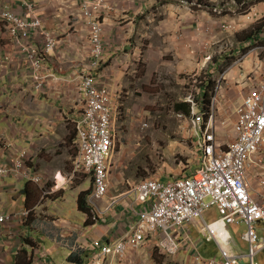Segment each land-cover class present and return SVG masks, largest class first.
<instances>
[{
	"label": "crops",
	"instance_id": "obj_1",
	"mask_svg": "<svg viewBox=\"0 0 264 264\" xmlns=\"http://www.w3.org/2000/svg\"><path fill=\"white\" fill-rule=\"evenodd\" d=\"M27 1L34 4L33 14L42 19L46 30L55 34L60 47L56 56L45 58V87L37 92L29 76L28 63L12 45L0 19V159L7 165L12 164L14 154L8 148L9 143L26 150L29 156L27 168L40 176L44 184V177L54 182L55 176L63 175L64 169H59L54 160L45 158L47 153L54 156V150L49 145L64 151L76 145L75 124L80 120L84 108L79 75L90 71V30L81 17L79 0H0V8L6 6L19 16L30 17L25 5ZM205 1L215 5L220 13L209 8L193 9L181 0H106V8L100 14L103 57L100 68L92 74L112 93L115 105H118L119 93L129 78H135L140 70L145 76L159 70L175 77H189L201 72L214 74V70L225 62L221 44L225 42L228 45L229 37L235 35L240 38L234 53L240 56L246 53L241 49L255 40L259 28L251 38L243 37L247 36V32H243L253 22H258L254 14H264V0L252 4L246 13L238 10L239 5L235 0ZM223 24L232 25L233 29L225 31ZM37 46L41 44L37 42ZM259 53L247 52L227 71V75L234 79L249 80L241 84L242 91L236 89L240 95L243 94L239 101L232 104L228 96V113L231 115L235 107L242 103L243 97L264 82V58L261 59ZM217 55L219 57L215 58V63L209 65L212 60L207 59ZM260 176L259 169H248L247 179L257 201L264 196ZM41 186L16 180L12 176H4L0 181V213L10 215L23 209L31 211L27 223L0 224V264H89L95 252H73L76 243L86 246L100 240L112 244L131 227L129 217L123 213L131 198L116 204L109 214L93 226L85 227L87 217L83 214V224H73L49 215L47 210L42 212V199L37 192V188L43 191ZM68 190L53 194L51 197L56 199L49 201L63 202L64 206H60L62 214L72 202L74 194L77 206L81 193L66 196ZM111 199L114 198H108L107 202ZM67 226L69 229L81 226L83 230L73 234L68 229L63 239V229ZM233 227L229 228L231 234ZM186 230L189 239L185 241L182 253L196 243L204 259L219 258L218 245L200 224ZM195 233L199 237H195ZM260 233L264 235V228ZM233 238L234 251L245 254L243 247ZM207 242L214 244L213 255L217 257L203 256L202 251L207 252ZM153 247L156 248L154 242H149L139 251L129 254L124 262L112 264H139L142 256L148 257Z\"/></svg>",
	"mask_w": 264,
	"mask_h": 264
},
{
	"label": "built area",
	"instance_id": "obj_2",
	"mask_svg": "<svg viewBox=\"0 0 264 264\" xmlns=\"http://www.w3.org/2000/svg\"><path fill=\"white\" fill-rule=\"evenodd\" d=\"M79 1L81 17L90 30L91 61L90 71L79 75L84 108L80 120L75 124L78 153L72 161L71 172L68 175H56L54 188L43 194L52 196L66 191L78 178L83 177L92 182L86 204L93 222L109 214L116 204L131 198V203H126L123 212L129 217L131 227L112 244L100 240L86 246L76 243L72 251L92 250L95 253L89 264H107V261L112 264L124 262L129 254L154 242L164 256L175 257L189 239L186 229L200 224L218 245L220 255L219 258L204 259L198 245L193 243L189 248L196 264H259L257 258L264 252V235L259 229L261 224L264 226V196L260 201L256 200L247 172L249 168L259 169L262 177L260 187L264 189V82L243 97L232 115L228 114L218 121L214 111L220 86H215L208 110L196 102V98H201L205 92L204 83L197 97L185 98L191 108L190 126L199 154L197 170L188 177L168 183L145 180L104 205L111 189L110 173L115 156L119 106L115 105L109 89L92 74L100 68L103 57L100 14L106 8V0ZM25 5L30 17L19 16L5 7L0 9V19L4 21L12 45L28 63L34 90L40 92L45 87L44 60L56 56L60 41L53 32L46 30L42 19L33 14L34 4L27 1ZM214 11L220 13L217 7ZM253 17L255 21H264V14H254ZM222 29L229 31L233 26L223 24ZM37 42L41 44L40 47ZM246 48L240 60L247 52L264 49V26L253 42L246 43ZM8 148L14 154V160L7 165L0 159V181L4 176H12L22 182L43 185L42 178L26 166L28 152L12 143L8 144ZM212 209H217L220 219L208 223L205 214ZM30 215L31 211L26 209L17 214L0 213V224L27 223ZM242 225L247 227L242 239L248 245V252L237 254L229 228ZM69 226L63 229V239ZM69 230L76 234L83 228L72 226Z\"/></svg>",
	"mask_w": 264,
	"mask_h": 264
},
{
	"label": "rangeland",
	"instance_id": "obj_3",
	"mask_svg": "<svg viewBox=\"0 0 264 264\" xmlns=\"http://www.w3.org/2000/svg\"><path fill=\"white\" fill-rule=\"evenodd\" d=\"M263 26L264 21L253 22L243 33L252 30L258 31V28L260 31ZM229 38L228 45L224 42L220 47L224 51L222 56L225 62L214 70V74L201 72L199 75L193 74L189 77H175L168 75L167 71L159 70L158 73H150L145 76L140 70L135 78H129L128 83L119 93L116 122L117 140L110 173L111 189L105 203L108 198H117L128 192L132 186L145 180L168 183L174 179L188 177L197 170L199 154L196 140L192 135L191 120L183 113L176 112L174 106L185 103V98L188 96L197 97L198 90H201L207 79H212L215 86H220L217 94L218 104L214 111L216 121L224 118V112H230L228 96L232 104L240 100L243 94L240 95L237 90L242 91L241 84L248 83L249 80L241 81V78L234 79L227 75L228 69L243 55L234 53L238 49L237 40L240 37L235 35ZM258 52H260L259 57L263 59L264 49H260ZM218 57L219 55L214 56L209 65L214 64L215 58ZM230 89L231 93H229ZM224 103L226 105L223 107ZM49 146L54 150L52 153L54 156L47 153L44 155L45 158L48 161L54 160L59 169L64 168L63 175H68L72 169V161L78 153L77 146L68 148L67 151ZM54 185L52 179L44 177V184L41 187L43 191L37 188L39 198L42 199L41 207L44 208L42 212L47 210L49 215L59 217L61 220L83 224L84 216L78 212L74 200L76 194H74L72 202H69L70 204L65 207L66 210L63 214L60 212V206H64L63 202H49L56 198L50 195L44 196V191L50 192L48 187ZM91 190L92 182L80 177L64 194L70 196L74 192L82 193ZM64 194L59 195L64 196ZM59 195L58 197H60ZM205 218L209 223H213L220 219V215L217 209H212L205 214ZM263 228L261 224L260 232L263 231ZM231 231L238 245L243 247V252L247 253V244L242 239L247 232V227L245 225L234 226ZM194 236L199 237L197 233ZM205 249L207 250L206 254L204 250L202 251L205 258L217 257L213 255L215 252L213 243L207 242ZM149 253L150 259L149 256H142L139 264H196L195 257L188 249L184 252L185 254L180 252L181 254L179 253L175 257L164 256L155 247L151 248ZM258 263L264 264V254H260Z\"/></svg>",
	"mask_w": 264,
	"mask_h": 264
},
{
	"label": "trees",
	"instance_id": "obj_4",
	"mask_svg": "<svg viewBox=\"0 0 264 264\" xmlns=\"http://www.w3.org/2000/svg\"><path fill=\"white\" fill-rule=\"evenodd\" d=\"M186 4H195L194 6H192L193 9L198 10L200 9H205V8H209L210 10L214 9L216 6L209 4L207 1L205 0H181ZM236 3L239 5L238 10L240 12H246V10L255 2H258L260 0H235ZM254 31H250L247 33V38H251L254 35ZM245 38V39H247ZM242 52H245L247 50V48H242L241 49ZM205 92L202 95L201 98H196V102L198 103L199 106H201L202 108H204L205 110H208L210 108V104H211V100L212 97L214 95V90H215V82L212 79H207L205 81ZM190 105L185 103H179L176 104L174 106V110L178 113H183V115H186L187 117H189L190 115ZM49 189H52V186L48 187ZM90 191L87 192H82L78 195L77 198V210L78 212H80L81 214L85 215L87 217V220L85 221V227H90L93 226L95 222H93L92 220V214L90 209L88 208L87 204H86V198L88 196ZM73 259L71 258V261Z\"/></svg>",
	"mask_w": 264,
	"mask_h": 264
},
{
	"label": "clouds",
	"instance_id": "obj_5",
	"mask_svg": "<svg viewBox=\"0 0 264 264\" xmlns=\"http://www.w3.org/2000/svg\"><path fill=\"white\" fill-rule=\"evenodd\" d=\"M6 6H3V7H1L0 9H3V8H5ZM7 8V7H6ZM8 9V8H7ZM8 10H10V9H8ZM3 21V20H2ZM3 24H4V21H3ZM6 31V30H5ZM7 33V32H6ZM7 35H8V33H7ZM8 37H9V35H8ZM10 39V38H9Z\"/></svg>",
	"mask_w": 264,
	"mask_h": 264
}]
</instances>
